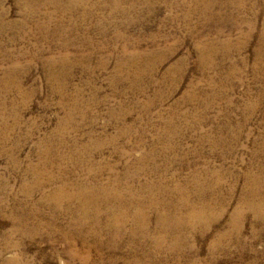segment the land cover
<instances>
[{
    "label": "rangeland",
    "instance_id": "rangeland-1",
    "mask_svg": "<svg viewBox=\"0 0 264 264\" xmlns=\"http://www.w3.org/2000/svg\"><path fill=\"white\" fill-rule=\"evenodd\" d=\"M51 1L0 0V196L7 206L34 203L21 196L34 164L43 181L56 175L35 199L62 181L75 192L78 182L97 178L119 177L123 192L132 191L122 177L138 171L141 182L161 186L153 189L154 200L178 203L181 189L200 204L195 191L205 184L219 218L203 232L182 229L186 256L166 254V248L152 255L148 244L153 261L141 253L140 264H264V219L248 207L259 198L249 193L258 185L254 177L264 194V0H201L215 5L206 15L190 16L192 0H122L117 11L109 0H100L102 7L90 0L71 14ZM197 45L205 56L208 48L217 51L202 69ZM123 49L131 61L144 58L121 67ZM159 52L168 53L161 62L154 59ZM65 54L63 66L51 64ZM143 61L158 66L153 76L141 70ZM86 149L92 161L83 166L77 158ZM148 199L142 193L139 200ZM54 207L52 201L41 207L43 219L57 224L43 234L52 239L12 236L10 210L0 214V264L10 258L18 264H135L128 237L116 253L97 250L92 240V248L77 241V251L68 252L71 214ZM217 240L220 247L213 249Z\"/></svg>",
    "mask_w": 264,
    "mask_h": 264
},
{
    "label": "bare ground",
    "instance_id": "bare-ground-1",
    "mask_svg": "<svg viewBox=\"0 0 264 264\" xmlns=\"http://www.w3.org/2000/svg\"><path fill=\"white\" fill-rule=\"evenodd\" d=\"M60 1L62 2L63 0H52L51 2L53 3L54 7L57 6L59 9L67 12L68 14L69 13L71 14L75 9H79L82 6H84L85 4L90 2V0H64V2H63L64 6L60 7L59 6ZM94 1H95L94 4H96V6H98V7L104 6L103 4L100 3V0H94ZM109 1L111 4V7H113L116 11L120 8V4H121L120 1H122V0H109ZM192 1L194 2L195 6L193 8L189 9V11L187 12L188 16L192 15L193 13L206 15L209 13L211 8L215 5L211 1L206 2L205 4L201 0L200 1L199 0H192ZM226 5H228V3ZM230 5H233V3L230 2ZM242 5H240V4L236 5L235 4V7L241 8ZM88 10H87V12L86 11L83 12V14L88 13ZM49 19H51V18H49ZM253 25L254 24L252 22H249L250 28H254ZM41 27H42V25H41ZM248 33H249V31L247 32V34ZM197 46H198L197 47L198 65H199V69H202L204 66H206V64H209V63L212 64L213 63V61H211V59H212L211 56L213 57L214 55H216L217 51L215 48H208V53H206L208 55L205 56L204 55L205 53H203L202 47H199V45H197ZM167 55H168V53H164V52L155 53L154 59H157L161 62L167 58ZM122 56L123 57L118 62L121 67H123L125 65L127 66V61H128V63L129 62L133 63V61L135 63V61L140 62L141 60H143L142 58H144V57H140V55H137V56L135 55V57L133 56L134 60L131 61L129 58L130 56L126 53L125 50L123 51ZM50 59H51L52 65H58L60 63L61 66H63L65 63L68 62L69 57H68V54H65L62 57H60L59 59L54 58V57H52ZM154 59H152V60H154ZM148 64L145 61H143V66H142L141 70L146 72L148 74V76L150 77V76H153V73L156 72L155 70L158 66H156V68H155V64L153 62L150 65H148ZM138 65L136 64V66H138ZM61 69L63 70V68H60V70ZM137 69H139V68H137ZM7 72L8 73L6 74V76H9L13 73V70L9 69V71H7ZM52 73H53V71L50 72V75L54 76L55 74L53 75ZM57 73L62 74V72H57ZM64 75H65V73H64ZM122 75H123V73H122ZM63 80L65 82L64 77H63ZM52 84H54V83H52ZM56 85H57V83H56ZM57 92H59V91H57ZM60 95L62 96L63 99L66 96L65 94H63V91L60 92ZM70 107H71V105H70ZM70 117H71V114L69 115L68 118H70ZM124 131L120 132L119 134L117 133L114 136H110L109 141L112 142L114 139L119 138L120 135L123 134ZM167 131H169L168 128H167ZM87 150L88 149L84 150V152H83L84 154L82 155L83 157L77 158V162L79 161L81 163V165L92 161L91 158L87 157L89 155V154H86ZM80 159L83 160L84 162H82ZM144 159H145V157H144ZM70 160H69V162H70ZM47 161L41 162V164H45V163H47ZM41 164L39 163L40 166H41ZM38 168H39V166H37V165L35 166V164H34V166H31L29 168V170H31L32 174L34 175L32 178V181L26 185L22 184L23 190H22L21 196L27 197L29 200H32L34 203L31 206H29L28 203L26 205V202H24V203L22 202V204H16L14 207L12 206L10 208V206H7L8 200H6L4 197L0 196V214L5 215L6 211L10 210L8 213L9 215H7V216L10 217V219L13 223V226H12L13 228H12V231L10 232V234L12 236L15 234V235H20V236H22V238H25V239H35V236L40 235L41 237H43L45 239H47V238L52 239L51 235L50 236L48 235L49 237H46V236H43V234L46 235L49 225L51 226L49 228L50 229L49 233H52V231H55L54 227H56L57 224L54 223L53 219L44 220L45 218H44L43 214H41L42 213L41 207L45 203H47V201H52L53 204L55 205L54 209H56V211L59 210V213L61 211V213H70L71 214V219L70 220L68 219L69 221L66 223L67 232H66V235H64V240H65L64 242H67L69 246H73V248L71 250H69L68 252H76L77 251V248L74 247L75 242H77V241H79L82 246L90 248L91 247L90 240H92L93 246L97 250L101 251L102 248H105V247L108 248L109 247L111 249L112 253H116L117 250H119L122 247V245L124 244V241L126 240L125 238L128 237L127 238L128 240H126L127 241L126 243L131 247V249L134 250V251L130 250V253H131V257L133 256V258L136 259V260L134 259L136 261L135 264H140L143 261V260L141 261L140 258H138V257H140L139 254L146 253L144 257L148 258V260H150V261H153V258H151L152 256H150V255L152 253H154L155 255L159 256V254H161V249L163 250L164 248H166L163 250V251H165L166 254H170V255L172 254L173 255V254L178 253L179 255L177 258H181V257L186 256V253H185L186 252V245L184 243V237L181 235L182 229L187 228L188 234L194 233L195 229L197 231H201V232L206 231L209 229V227L211 226L214 219L219 218V216H220V211L215 212L214 211L215 209L213 208V205H217V204L216 203L213 204L214 203L213 201H210V200L205 198V194L207 193L206 189L208 187L207 185L204 184V185H202V187L200 185V188H198V189L196 188L197 189L196 191L194 190L195 193L197 194V197L199 198L198 200L201 199L199 201L200 204L199 203L196 204V203L192 202L190 200V197H186V195H184L185 191H183V190L181 191V189L178 190V193L182 194V196H181L182 201H180L178 203H176V202L175 203H173V202L169 203L167 201H156L153 198H151L150 195H153V189L159 190V188H161V186L157 187V186H159L158 185L159 183H156V182L155 183L151 182V181L141 182L139 180V177L136 175V174H138L137 173L138 171L136 173L133 172L132 175H131V173L129 175L126 173L123 177L120 175L123 178V180H126L128 185L131 184L132 186H134L132 191H129L126 189L127 191L123 192L121 184L117 182V181L122 180L119 177L109 179L110 181H108L106 183H99L97 181L98 178L93 180L92 182H89V183L78 182V184H76L75 192L72 191L73 190L72 188H74V186L72 184H68L65 181H62L58 186H56V188L51 193L43 196L40 199L37 198L38 199L37 200L34 198V194L38 190L43 189V187L46 185V183L50 184V183L55 182L54 179L56 176V175L55 176L49 175L46 178V182H45V181H43V177H44L43 174H41L37 171ZM98 170H100V169H98ZM69 179H70V177H69ZM254 180H255L254 183H257L258 185L255 188H253V191L251 189L249 191V193H251L253 196L259 197V198L256 201L257 204L252 202V203H250V205H248V207L253 209V211L256 214V217L264 219V212L261 211V208L264 206V194H262L260 192L261 191L260 185L262 184L260 182H262V181L260 180L259 177H254ZM170 189L171 188H169L168 190L170 191ZM44 191H45V189H44ZM173 192H177V191L174 190ZM142 193L143 194L146 193L147 197H149V199L147 201L145 200L146 202H143V201L141 202L139 200L140 195ZM195 193H193V194H195ZM6 198H8V197H6ZM65 198L69 200V201L67 200L68 204H65V200H64ZM145 199H147V198H145ZM16 200H17V198H16ZM241 203H243V202H241ZM73 205H75V208L73 207ZM52 207H53V205H52ZM152 211H154V214ZM240 212H241V210L237 209L235 211L234 215L238 216V215H240ZM127 223L131 224V227L128 231H127L128 227L126 228ZM151 223H153V224H151ZM236 228H237V226H236ZM63 231H62V228H60L58 232H63ZM40 236H39V238H40ZM220 238H222V236ZM169 241H170V243H169ZM166 243H168V244L166 245ZM148 244L152 245L150 248L151 254H149V252H148L150 250L146 249V246ZM213 246H214L213 249L220 247V242H218V240H217V242L214 243ZM194 251H197V250H194ZM113 257H110V258H112L111 261L116 260V259L114 260ZM125 257H126V255H125ZM81 258H82V256H81ZM18 263H19V260H17L16 258H10V259L4 260V264H18Z\"/></svg>",
    "mask_w": 264,
    "mask_h": 264
}]
</instances>
